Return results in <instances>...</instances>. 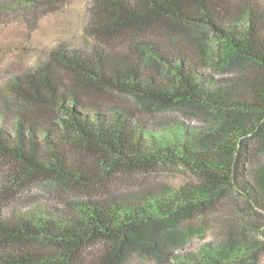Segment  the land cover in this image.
<instances>
[{"label":"trees","instance_id":"obj_1","mask_svg":"<svg viewBox=\"0 0 264 264\" xmlns=\"http://www.w3.org/2000/svg\"><path fill=\"white\" fill-rule=\"evenodd\" d=\"M69 1L21 0L25 7L47 13ZM86 30L104 41L130 37L134 51L52 52L70 86L63 85L56 71L45 70L18 79L13 93L32 107L66 115L71 139L98 155L107 176L179 164L199 184L163 189L159 196L146 192L136 202H92L83 205L79 216L0 210V264H85L83 254L97 243L100 254L90 264H129L137 256L169 263L174 247L187 245L194 236L191 229L181 228L182 220L203 219L237 190L264 203V173L258 191L246 180L251 143L264 151V5L91 0ZM146 34L165 40L170 51H161L156 40L154 45L142 42ZM187 47L212 50L214 57L206 64L227 77L213 80L200 73V63L184 53ZM91 90L131 97L147 115L179 111L203 116L207 123L202 129L148 130L125 111L103 112L84 100ZM69 140L50 132L41 135L29 117L18 121L14 134L0 124V162L20 167L26 180L11 174L16 185L45 180L85 187L100 180L86 164L70 160L63 147ZM252 211L253 205L239 215L240 231L231 227L207 253L206 264H221L252 244L243 233ZM44 243L55 247H39Z\"/></svg>","mask_w":264,"mask_h":264},{"label":"rangeland","instance_id":"obj_2","mask_svg":"<svg viewBox=\"0 0 264 264\" xmlns=\"http://www.w3.org/2000/svg\"><path fill=\"white\" fill-rule=\"evenodd\" d=\"M243 7L258 8L264 0H230ZM91 0H71L59 10L47 13L35 8L25 7L21 0H0V124L14 134L18 121L29 117L36 121L39 133L50 132L54 137L69 138L64 145L69 158L75 164H86L99 177L96 182L85 187H66L45 180L16 185L11 174L17 179L26 180L20 167L8 162H0V210L4 214L18 211L26 215L29 211L39 213L46 210L59 217L79 216L83 205L94 202L130 200L136 202L146 192L159 196L163 189H177L183 186L199 184L198 177L183 165H164L154 171L126 172L120 171L107 176L104 168L97 161V154L84 144L75 142L66 131L64 121L67 116L52 110H40L19 99L12 90L18 79L36 77L41 71H56L64 86H70L67 77L58 62L51 59L52 52L67 50L89 54L100 49L131 53L134 43L130 37L104 41L90 35L88 24ZM142 42L158 45L161 51H170L163 39L146 34ZM159 43V44H158ZM167 46V47H166ZM132 49V50H131ZM186 54L197 60L201 72L213 80H222L228 74L216 71L206 63L213 56L210 49L196 50L190 47ZM49 68V69H48ZM252 73L256 70L246 67ZM165 74H161L163 76ZM234 77V75H232ZM66 91L65 87H61ZM89 100L101 107L103 112L111 109L122 110L131 115L134 122L142 123L148 130L163 131L172 127L202 129L206 120L202 116H187L182 112L147 115L128 96L91 90ZM250 159L252 166L247 172V181L258 191L261 188V177L264 173V151L257 142L251 143ZM10 188L7 192L5 189ZM253 205V211L247 215V226L244 235L252 244L244 246L229 259H221V264H264V203L258 199L251 201L244 193L230 192L214 210L202 219L199 216L181 221L182 229H191L194 236L185 246L174 247L171 261L160 262L154 258L134 257L129 264H206L207 253L215 250L224 237L228 236L231 227L240 231L242 223L239 215ZM235 210L237 213L233 212ZM234 231V230H232ZM227 234L225 235V233ZM39 247H55L44 243ZM100 244L91 246L84 254L85 264H90L99 256ZM210 264V262H207Z\"/></svg>","mask_w":264,"mask_h":264}]
</instances>
